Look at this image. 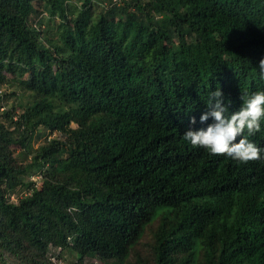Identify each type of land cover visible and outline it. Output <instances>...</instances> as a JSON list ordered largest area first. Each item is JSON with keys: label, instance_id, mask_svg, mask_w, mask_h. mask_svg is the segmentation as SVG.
Listing matches in <instances>:
<instances>
[{"label": "trees", "instance_id": "1", "mask_svg": "<svg viewBox=\"0 0 264 264\" xmlns=\"http://www.w3.org/2000/svg\"><path fill=\"white\" fill-rule=\"evenodd\" d=\"M102 1L0 0V264H264V119L248 163L183 139L264 91V0Z\"/></svg>", "mask_w": 264, "mask_h": 264}, {"label": "clouds", "instance_id": "2", "mask_svg": "<svg viewBox=\"0 0 264 264\" xmlns=\"http://www.w3.org/2000/svg\"><path fill=\"white\" fill-rule=\"evenodd\" d=\"M257 67L258 77L264 81V58L260 59ZM240 99L242 104L239 110L226 116L229 105L225 103L223 92L220 88L211 91L206 109L199 117V122L206 127L187 129L183 139L193 148H203L210 155L226 156L238 163L259 160L261 149L250 142L244 133L247 131L248 135H253L261 130V120L264 119V91L243 94ZM196 123V117L192 116L190 124Z\"/></svg>", "mask_w": 264, "mask_h": 264}, {"label": "rangeland", "instance_id": "3", "mask_svg": "<svg viewBox=\"0 0 264 264\" xmlns=\"http://www.w3.org/2000/svg\"><path fill=\"white\" fill-rule=\"evenodd\" d=\"M101 2L104 3V1L100 0ZM45 18H47V16H45ZM36 143L33 142V146L36 147ZM32 180H36L37 185H39L40 180L38 176H33L31 178ZM21 195V194H19ZM17 198L14 197V199H11L13 201H15ZM147 235H145L144 239L142 240V242H145L147 240ZM51 261L53 262V264H72L75 261V258L73 255H71L68 251H64L60 254V258H56L58 255V251H51ZM84 264H102L99 260H97L96 258H92L91 256H86L84 258L83 261Z\"/></svg>", "mask_w": 264, "mask_h": 264}]
</instances>
